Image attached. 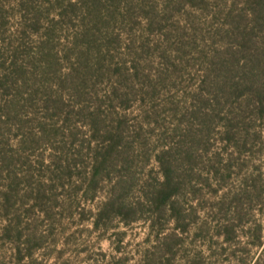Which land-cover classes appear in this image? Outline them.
Listing matches in <instances>:
<instances>
[{"label": "rangeland", "instance_id": "rangeland-1", "mask_svg": "<svg viewBox=\"0 0 264 264\" xmlns=\"http://www.w3.org/2000/svg\"><path fill=\"white\" fill-rule=\"evenodd\" d=\"M263 81L264 0H0V264H264L218 174Z\"/></svg>", "mask_w": 264, "mask_h": 264}, {"label": "trees", "instance_id": "trees-1", "mask_svg": "<svg viewBox=\"0 0 264 264\" xmlns=\"http://www.w3.org/2000/svg\"><path fill=\"white\" fill-rule=\"evenodd\" d=\"M248 107L242 124H236L229 136L231 151L220 158L225 162L218 168V174L221 186L226 189L222 196L225 220L221 233L232 240L238 236L240 227L252 223V232L246 233L251 239L248 243L263 246L264 251V81L250 90ZM111 156L107 151L97 159L92 177L101 171ZM228 180L234 185L227 188ZM160 194L161 198L167 199L172 193ZM257 214L260 217L256 218ZM248 215H252L250 220L245 219Z\"/></svg>", "mask_w": 264, "mask_h": 264}]
</instances>
